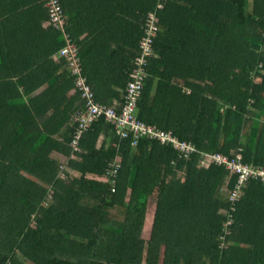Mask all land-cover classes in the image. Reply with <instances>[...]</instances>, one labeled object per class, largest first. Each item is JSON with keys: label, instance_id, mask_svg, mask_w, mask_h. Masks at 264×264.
Returning a JSON list of instances; mask_svg holds the SVG:
<instances>
[{"label": "trees", "instance_id": "obj_1", "mask_svg": "<svg viewBox=\"0 0 264 264\" xmlns=\"http://www.w3.org/2000/svg\"><path fill=\"white\" fill-rule=\"evenodd\" d=\"M60 2L96 101L104 81L126 89L147 18L157 15L138 117L199 152L184 159L148 138L133 146L102 116L60 177L51 152L70 155L72 115L83 104L80 91L68 96L74 75L63 57L48 68L39 47L5 31L17 26L18 8H32L51 50L65 41L46 0H0V264H264V183L245 184L223 242L231 203L219 192L235 177L200 164L201 152L242 149L245 163L264 167V0H165L161 9L158 0ZM104 128L116 145L96 148ZM117 207L123 220L112 217Z\"/></svg>", "mask_w": 264, "mask_h": 264}, {"label": "built area", "instance_id": "obj_2", "mask_svg": "<svg viewBox=\"0 0 264 264\" xmlns=\"http://www.w3.org/2000/svg\"><path fill=\"white\" fill-rule=\"evenodd\" d=\"M165 0H158V9L163 7ZM46 6L49 12L50 25L62 33L64 45L57 51V58L63 57L66 60L75 80V90L80 91V98L83 104L76 109L72 115L73 132L70 143L72 151L69 157L77 158V151L81 150L78 141L82 138L84 132L100 117L111 123L122 138H134L133 146H137L141 138L158 140L163 145H170L175 149L180 157L190 158L199 150L191 142L180 140L172 131L163 130L156 125L147 124L142 121L137 114L139 100L144 89V82L147 76L146 66L151 57L156 56L154 40L159 29L158 17L151 14L147 18L145 33L140 42V53L135 59V65L130 72V80L124 92V102L121 110H117L115 105H105L96 101L93 97L91 86L86 81V76L82 72V63L78 54V47L72 41L70 34L66 30L67 16L65 15L60 0H46ZM242 149H239L232 156L223 153H202L201 166H214L224 168L229 176L235 177L233 186L227 188V199L231 203L227 219L224 221V233L221 235L223 242L225 237L231 232V225L235 222L234 212L237 208V202L241 198L242 189L245 184L251 180L264 183V167L258 164H249L243 161ZM121 159L117 156L109 166L112 190L117 192V180L121 167ZM66 162L60 163L58 174L65 178Z\"/></svg>", "mask_w": 264, "mask_h": 264}, {"label": "crops", "instance_id": "obj_3", "mask_svg": "<svg viewBox=\"0 0 264 264\" xmlns=\"http://www.w3.org/2000/svg\"><path fill=\"white\" fill-rule=\"evenodd\" d=\"M32 8H28V11H31ZM27 10H21V8L17 9V16L15 17V19L13 20V22L17 23V26L13 27L12 31H5L7 33V37H14V38H18L20 39L21 42H17L20 43L21 45H26V43L28 44H32L34 49L33 50H38V47L40 48L43 54V57L45 60H43L44 62H47L48 65H46L48 68L51 69H55V66L57 65L56 62H58L60 59L57 58V51H52L51 50V35L50 32H45L44 34H42V32L40 31H36L38 30L39 26L38 24H40L39 22H37L35 19L33 20L31 18V13L27 12ZM29 13V14H28ZM38 20V19H37ZM41 26L44 28V24L42 23ZM36 31V32H35ZM49 31V30H48ZM31 32V33H30ZM33 32V33H32ZM52 51V52H51ZM51 52V54H50ZM60 70L63 67H59ZM106 70H108V68H106ZM108 76H112L110 73H108ZM130 76V75H129ZM69 79V76H67V78L64 79V82H67V80ZM113 80V79H110ZM103 82V81H101ZM114 82V81H113ZM106 82L104 81L101 86L96 90L99 93L97 94V98H98V102L103 101L105 102V104H109V105H115L116 107L122 108V103L123 101V90L124 88L121 86H117L116 84L112 83V81H109V84H105ZM49 86V82H46L44 84H42V87L36 92V94L40 93L41 91H43L46 87ZM75 88H71L68 92V96H73L75 95ZM114 93H119L120 96H115ZM142 97V96H141ZM101 103V102H100ZM139 111V106H138V110H137V114ZM115 138H116V134L114 133V131L110 130V129H106L104 128L98 137L97 143H96V148H100L102 145L109 147L111 145H116L115 143ZM163 145V144H162ZM51 155L54 156L57 160L58 163H62V162H66L68 160L69 155H67L66 153L62 152V151H57L54 150L51 152ZM119 156V158L122 160V155H117ZM116 156V157H117ZM59 163V164H60ZM179 174L182 173L183 171H178ZM178 177H181V175H178ZM228 178H226V183L225 185L222 186V188H220V192L219 195L220 197H225V193L224 189L225 186L228 188L227 183H228ZM130 193V191L128 190V194ZM173 195H175V192H173ZM201 210V208L199 209V211ZM120 215L124 214L125 215V210L123 207H117L113 213H112V217L116 220H121V218L116 217L115 215Z\"/></svg>", "mask_w": 264, "mask_h": 264}, {"label": "rangeland", "instance_id": "obj_4", "mask_svg": "<svg viewBox=\"0 0 264 264\" xmlns=\"http://www.w3.org/2000/svg\"><path fill=\"white\" fill-rule=\"evenodd\" d=\"M199 152V151H198ZM202 153H206V152H201L200 153V158H201V155H202ZM60 163V162H59ZM59 168H60V164H59ZM223 193H225V196H226V198H227V194H228V192H227V187L225 186V189H224V192ZM124 208V207H123ZM118 212V211H117ZM119 213V212H118ZM116 217H118V218H121V220H123V218L125 217V215L124 214H121L120 215V213H119V215H115Z\"/></svg>", "mask_w": 264, "mask_h": 264}]
</instances>
